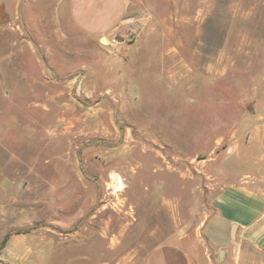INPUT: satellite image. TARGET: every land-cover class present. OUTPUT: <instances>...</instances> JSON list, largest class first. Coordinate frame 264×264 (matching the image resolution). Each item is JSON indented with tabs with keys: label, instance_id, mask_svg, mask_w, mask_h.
Wrapping results in <instances>:
<instances>
[{
	"label": "rangeland",
	"instance_id": "rangeland-1",
	"mask_svg": "<svg viewBox=\"0 0 264 264\" xmlns=\"http://www.w3.org/2000/svg\"><path fill=\"white\" fill-rule=\"evenodd\" d=\"M68 1L0 0V264H138L264 177V0H129L114 47Z\"/></svg>",
	"mask_w": 264,
	"mask_h": 264
},
{
	"label": "crops",
	"instance_id": "crops-1",
	"mask_svg": "<svg viewBox=\"0 0 264 264\" xmlns=\"http://www.w3.org/2000/svg\"><path fill=\"white\" fill-rule=\"evenodd\" d=\"M131 9L129 0L68 1L73 26L101 46L104 39L109 44L115 35L135 31ZM16 174L17 167L12 172ZM214 205V214L201 228L170 235L138 264H211L210 246L218 249L221 264H264V177L223 191Z\"/></svg>",
	"mask_w": 264,
	"mask_h": 264
},
{
	"label": "trees",
	"instance_id": "trees-1",
	"mask_svg": "<svg viewBox=\"0 0 264 264\" xmlns=\"http://www.w3.org/2000/svg\"><path fill=\"white\" fill-rule=\"evenodd\" d=\"M8 235H6L2 241L0 242V252L4 249L6 241H7Z\"/></svg>",
	"mask_w": 264,
	"mask_h": 264
},
{
	"label": "built area",
	"instance_id": "built-area-1",
	"mask_svg": "<svg viewBox=\"0 0 264 264\" xmlns=\"http://www.w3.org/2000/svg\"><path fill=\"white\" fill-rule=\"evenodd\" d=\"M116 43H117L116 38H113V39H111V40L109 41V44H110L111 46H115Z\"/></svg>",
	"mask_w": 264,
	"mask_h": 264
},
{
	"label": "water",
	"instance_id": "water-1",
	"mask_svg": "<svg viewBox=\"0 0 264 264\" xmlns=\"http://www.w3.org/2000/svg\"><path fill=\"white\" fill-rule=\"evenodd\" d=\"M103 42H104V44H105V42H106L105 39L102 41V43H103ZM32 44H33V42H32ZM47 72H48L49 74H52V72H51V70H50L49 68L47 69ZM221 254H222V252H220V257H221Z\"/></svg>",
	"mask_w": 264,
	"mask_h": 264
}]
</instances>
